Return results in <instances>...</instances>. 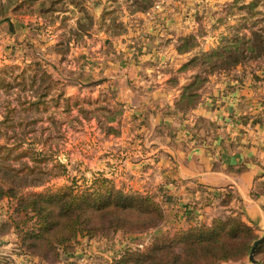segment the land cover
<instances>
[{"label":"rangeland","instance_id":"374dc122","mask_svg":"<svg viewBox=\"0 0 264 264\" xmlns=\"http://www.w3.org/2000/svg\"><path fill=\"white\" fill-rule=\"evenodd\" d=\"M232 2L153 0L149 11L133 13L131 0H59L57 4L0 0V121L8 118L0 125L4 146L0 165L12 171L27 164L44 173L42 183L24 187L21 195L50 198L69 187L75 193L92 194L98 180L106 178L110 182L102 189L112 186L152 197L166 216L149 232L80 234L68 248L57 246L56 257H44L25 239L23 228L34 222L23 224L27 220L23 205L18 199L0 198V264H110L127 251L152 246L160 236L219 217L239 218L250 226L232 206L231 192L187 200L182 195L185 186L166 175L169 168L164 171L161 160H170L159 151L166 130L161 131L152 118L163 119L171 108L165 103L168 93L157 97L146 87L151 80L158 88L165 86L175 92L174 110H192L180 111L175 104L183 87L202 73L199 64H185L225 45V38L250 37L263 25L264 0L256 1L254 17L240 10L226 15ZM50 3L53 9H48ZM86 11L93 25L84 32L78 22ZM161 13L178 17V25L183 21L187 33L154 28ZM186 36L197 38L188 43L189 49L179 41ZM237 69L242 80L248 79L264 94V58H260L233 67L228 74H203L208 84L198 91L201 97L211 81L226 80ZM43 70L51 73L55 84L35 104L42 88L34 79ZM125 86L135 88L132 98H119ZM0 184L8 186L3 178ZM228 264L251 262L246 257Z\"/></svg>","mask_w":264,"mask_h":264},{"label":"trees","instance_id":"16d2710c","mask_svg":"<svg viewBox=\"0 0 264 264\" xmlns=\"http://www.w3.org/2000/svg\"><path fill=\"white\" fill-rule=\"evenodd\" d=\"M131 1L130 7L133 13L147 12L153 5V0ZM256 1L245 3L243 0H233L228 5L226 15L240 10L250 17L257 16L254 12L257 8ZM54 2L57 4L59 0ZM53 8L50 3L48 9ZM48 9L44 6V11L47 12ZM92 25V16L86 11L78 26L86 32ZM116 27L115 18L114 28ZM196 39L195 36H186L179 41H183L184 47L189 49L188 43L196 42ZM225 40V45L202 54L200 58L196 56L185 64V66L199 64L202 73L194 75L193 81L183 87L182 95L175 103L180 111L193 109L202 102L198 91L208 84V79L203 77V74H228L233 67L264 58V21L250 37L244 35L240 38L238 36L225 38ZM34 82L42 88L40 100L34 102L38 104L45 98L50 85L55 84V80L50 72L43 70ZM45 90L46 93L43 92ZM6 120L8 121V118L1 120L0 125ZM109 129L114 131L113 128ZM3 148L4 146L0 144V151ZM43 177L44 173L27 164L12 171L0 165V178L8 182L6 187L0 184V198L18 199L23 205L27 218L23 224L32 222L34 224L26 226L22 231L26 235L25 239L30 241L28 246L36 250L37 255L56 257L57 246L68 248V243L83 233H85L83 236H94L100 232L114 235L127 232L144 233L157 229L166 221L164 211L152 197L126 193L112 186L102 189L110 182L106 178L98 180V188L92 194L75 193L73 187H69L50 198L41 195H21L24 187L39 185L43 182ZM31 213L33 215L29 217ZM224 219L219 217L209 224L190 226L172 236H160L152 246H147L142 251H127L120 259L110 264L239 263L249 257L253 243L262 232L239 218H231L227 221ZM255 257L257 264H264V243L258 246Z\"/></svg>","mask_w":264,"mask_h":264},{"label":"crops","instance_id":"0c3cea01","mask_svg":"<svg viewBox=\"0 0 264 264\" xmlns=\"http://www.w3.org/2000/svg\"><path fill=\"white\" fill-rule=\"evenodd\" d=\"M177 18L161 13L154 28L184 35L186 26H182L183 21L179 20L178 25ZM239 75L237 69L226 80L211 81L202 102L188 112L174 110L173 90H166L165 86L158 88L152 80L146 87L157 97L168 93L165 103L171 108L165 111L163 119L162 116L159 119L153 116L152 119L161 131L166 130L159 151L170 161L162 159V169L169 168L166 173L169 179H178L185 186L184 198L201 200L205 195L216 197L231 192L235 195L232 206L263 235L264 94ZM134 91L125 86L119 98H132ZM168 183L170 188L171 182ZM205 218L208 219V215Z\"/></svg>","mask_w":264,"mask_h":264},{"label":"water","instance_id":"95a60500","mask_svg":"<svg viewBox=\"0 0 264 264\" xmlns=\"http://www.w3.org/2000/svg\"><path fill=\"white\" fill-rule=\"evenodd\" d=\"M264 243V234L258 238L254 243L250 251L249 260L251 264H257V260L255 259V252L259 245Z\"/></svg>","mask_w":264,"mask_h":264}]
</instances>
